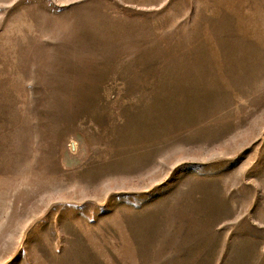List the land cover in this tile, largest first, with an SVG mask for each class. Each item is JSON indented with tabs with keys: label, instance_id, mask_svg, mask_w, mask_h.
Listing matches in <instances>:
<instances>
[{
	"label": "rangeland",
	"instance_id": "rangeland-1",
	"mask_svg": "<svg viewBox=\"0 0 264 264\" xmlns=\"http://www.w3.org/2000/svg\"><path fill=\"white\" fill-rule=\"evenodd\" d=\"M0 264H264V0H0Z\"/></svg>",
	"mask_w": 264,
	"mask_h": 264
},
{
	"label": "bare ground",
	"instance_id": "bare-ground-1",
	"mask_svg": "<svg viewBox=\"0 0 264 264\" xmlns=\"http://www.w3.org/2000/svg\"><path fill=\"white\" fill-rule=\"evenodd\" d=\"M81 71H82V70H81ZM155 110H156V109H155ZM160 111H161V110H160ZM160 111H159V112H160ZM157 112H158V111H157ZM151 113H152V112H151ZM160 113H161V112H160ZM173 130H174V129H173ZM149 135H150V134H149ZM70 142H71V143H70V144H71L70 146H72V148L75 147V146H74V145H75V142H74L73 140H71ZM33 143H34V142H33ZM61 159L64 160V162H68V155L66 154L65 151L62 152V154H61Z\"/></svg>",
	"mask_w": 264,
	"mask_h": 264
}]
</instances>
